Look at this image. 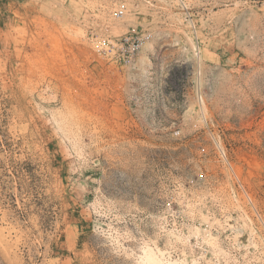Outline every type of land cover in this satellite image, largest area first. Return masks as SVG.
<instances>
[{"label":"rangeland","instance_id":"1","mask_svg":"<svg viewBox=\"0 0 264 264\" xmlns=\"http://www.w3.org/2000/svg\"><path fill=\"white\" fill-rule=\"evenodd\" d=\"M185 3L0 0V264H264V0Z\"/></svg>","mask_w":264,"mask_h":264},{"label":"built area","instance_id":"2","mask_svg":"<svg viewBox=\"0 0 264 264\" xmlns=\"http://www.w3.org/2000/svg\"><path fill=\"white\" fill-rule=\"evenodd\" d=\"M173 1V0H172ZM176 1V0H174ZM182 8L185 0H177ZM116 21L125 23L127 9L124 4L119 5L113 12ZM88 40L93 45L96 57L107 66V70L114 74H124L135 69L142 60L143 51L152 39L153 32L150 28L135 27L126 29L118 34L101 32L91 26L87 32Z\"/></svg>","mask_w":264,"mask_h":264},{"label":"bare ground","instance_id":"3","mask_svg":"<svg viewBox=\"0 0 264 264\" xmlns=\"http://www.w3.org/2000/svg\"><path fill=\"white\" fill-rule=\"evenodd\" d=\"M146 47H151V42L147 43V46H146ZM197 54H198V53H197ZM143 60H145L144 57H143ZM143 60H142V61H143Z\"/></svg>","mask_w":264,"mask_h":264},{"label":"crops","instance_id":"4","mask_svg":"<svg viewBox=\"0 0 264 264\" xmlns=\"http://www.w3.org/2000/svg\"><path fill=\"white\" fill-rule=\"evenodd\" d=\"M149 2V1H148Z\"/></svg>","mask_w":264,"mask_h":264}]
</instances>
